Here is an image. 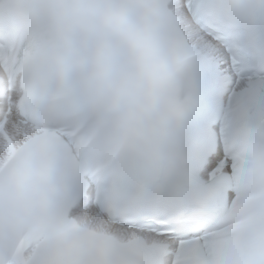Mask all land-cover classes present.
Masks as SVG:
<instances>
[{"label": "snow or ice", "instance_id": "1", "mask_svg": "<svg viewBox=\"0 0 264 264\" xmlns=\"http://www.w3.org/2000/svg\"><path fill=\"white\" fill-rule=\"evenodd\" d=\"M0 264H264V0H0Z\"/></svg>", "mask_w": 264, "mask_h": 264}]
</instances>
